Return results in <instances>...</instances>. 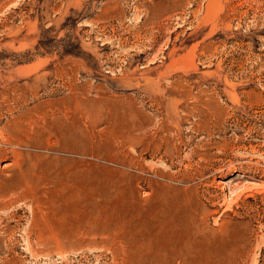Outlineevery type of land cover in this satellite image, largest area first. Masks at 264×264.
Segmentation results:
<instances>
[{"label": "rangeland", "instance_id": "374dc122", "mask_svg": "<svg viewBox=\"0 0 264 264\" xmlns=\"http://www.w3.org/2000/svg\"><path fill=\"white\" fill-rule=\"evenodd\" d=\"M0 264H264V0H0Z\"/></svg>", "mask_w": 264, "mask_h": 264}, {"label": "bare ground", "instance_id": "6f19581e", "mask_svg": "<svg viewBox=\"0 0 264 264\" xmlns=\"http://www.w3.org/2000/svg\"><path fill=\"white\" fill-rule=\"evenodd\" d=\"M73 106H72V108H73ZM68 111H69V109L67 111L62 109V110L58 111L57 113L56 112H48L45 110L39 111L38 113L33 114L31 117H28L26 119L24 125L27 127L25 129H26V131L28 130L29 132H31V130H33L35 128L41 130L44 128H51L52 125H55L56 128L62 130L61 132H66V131L68 132V130H69L68 128L73 126L77 120V119L75 120L76 117L73 116V113L71 114ZM77 125H79V124L77 123ZM76 128L77 127H75V129ZM79 129H80V127H79ZM79 129H77V130L79 131ZM67 169H69V168L68 167L58 168L54 172L55 174L52 175L53 176L52 179H54L55 184L51 188V196L55 200L59 199V200L63 201V203L65 201L68 202V200L71 201L70 204L69 203L67 205L63 204V206L62 207L60 206V207H61V209H67L69 207L71 209L70 211H72V209L77 208V206H75L76 205L75 203L78 202L77 198H76V195L78 196V194H76L77 193L76 191L79 187L78 185H79L80 178L73 171H71V174H70L67 171ZM78 199H79V197H78ZM70 205L72 206V208L70 207ZM58 209H59V207H58ZM73 211H75V210H73ZM164 233L167 234V232H164ZM164 233H161V234L163 235Z\"/></svg>", "mask_w": 264, "mask_h": 264}]
</instances>
